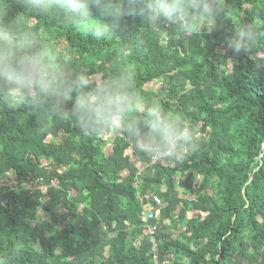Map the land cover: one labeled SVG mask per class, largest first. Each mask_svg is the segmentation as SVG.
Returning <instances> with one entry per match:
<instances>
[{
    "label": "trees",
    "instance_id": "trees-1",
    "mask_svg": "<svg viewBox=\"0 0 264 264\" xmlns=\"http://www.w3.org/2000/svg\"><path fill=\"white\" fill-rule=\"evenodd\" d=\"M226 6L218 28L188 36L127 17L137 93L195 127V151L155 162L123 132L85 133L71 117L0 105V264H264V68L254 61L264 60V0ZM16 15L74 72L103 79L123 66L125 38L97 41L0 0V20ZM251 22L256 45L234 54L226 38ZM156 196L165 207L151 221L155 252L141 210ZM188 204L200 213L184 217ZM180 206L185 224L173 221Z\"/></svg>",
    "mask_w": 264,
    "mask_h": 264
},
{
    "label": "clouds",
    "instance_id": "clouds-1",
    "mask_svg": "<svg viewBox=\"0 0 264 264\" xmlns=\"http://www.w3.org/2000/svg\"><path fill=\"white\" fill-rule=\"evenodd\" d=\"M33 15H52L71 30L97 41L125 38L116 49L123 66L96 79L74 72L63 53L35 34L26 17L0 20V105L31 108L56 120L71 117L85 133L123 132L135 147L153 158H174L198 147V130L158 102H148L135 88V68L127 63L129 16L142 17L158 34L175 28L188 36L218 28L228 11L226 0H19ZM95 9L93 17L91 9ZM260 25L243 24L226 38L234 54H248ZM257 68L264 60L254 59ZM142 108L145 109L142 111ZM13 255H16L13 252Z\"/></svg>",
    "mask_w": 264,
    "mask_h": 264
},
{
    "label": "rangeland",
    "instance_id": "rangeland-1",
    "mask_svg": "<svg viewBox=\"0 0 264 264\" xmlns=\"http://www.w3.org/2000/svg\"><path fill=\"white\" fill-rule=\"evenodd\" d=\"M145 86H146V85H145ZM159 86H160V83L157 82L156 84L148 85L147 88L159 89ZM103 137H107V136L104 135ZM131 152H132V148L128 150V153H129V154H131ZM169 164H170V163H169ZM198 180H200V179H198ZM177 191H178V194L181 195L182 197H184V198H186V199H188V200H192V199H193V197H192V198H189V197L183 195V193H184V191H183V187H178ZM184 194H185V193H184ZM160 199H161V198H160ZM164 207H165V204H163V200L161 199V202H160V203H158V202L153 203V202H152V203L150 204V206L143 207V209L141 210V214H142L143 211L153 210V211L155 212V214H156L155 219L157 220V218L159 217V215H160V213H161V211H162V209H163ZM182 207H184V205H183ZM183 210H185V209H183ZM180 211H181V206L177 209V214H176V217L173 219V221L177 219V220H180V222L183 221V224H185L186 221L183 220L182 216H180ZM184 213H185V216H184V217H193L195 214H199L200 212L198 213V211H196L195 209H193V208L191 207V204H188V206L186 207V210H185ZM201 213H203V216L206 215L205 212H201ZM184 227H185V226H184ZM184 227H183V228H184ZM154 251H155V250H154ZM155 252H156V251H155ZM154 259H157V255H154Z\"/></svg>",
    "mask_w": 264,
    "mask_h": 264
},
{
    "label": "built area",
    "instance_id": "built-area-1",
    "mask_svg": "<svg viewBox=\"0 0 264 264\" xmlns=\"http://www.w3.org/2000/svg\"><path fill=\"white\" fill-rule=\"evenodd\" d=\"M154 161L157 162L158 159L154 158ZM155 201L160 203L161 199L159 196H156ZM151 204V203H150ZM148 204L147 206H150ZM142 219L145 221V231L144 235H148L149 238L154 242V250L157 251V242H156V233H157V227L154 226L155 224H152L151 221H153L156 217V214L153 210L149 211H143L142 214Z\"/></svg>",
    "mask_w": 264,
    "mask_h": 264
}]
</instances>
